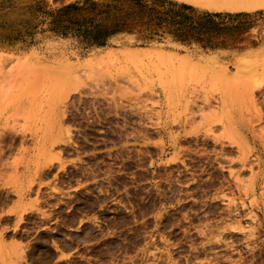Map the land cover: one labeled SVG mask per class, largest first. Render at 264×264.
Segmentation results:
<instances>
[{"label": "rangeland", "instance_id": "1", "mask_svg": "<svg viewBox=\"0 0 264 264\" xmlns=\"http://www.w3.org/2000/svg\"><path fill=\"white\" fill-rule=\"evenodd\" d=\"M0 264H264V8L0 0Z\"/></svg>", "mask_w": 264, "mask_h": 264}, {"label": "bare ground", "instance_id": "2", "mask_svg": "<svg viewBox=\"0 0 264 264\" xmlns=\"http://www.w3.org/2000/svg\"><path fill=\"white\" fill-rule=\"evenodd\" d=\"M183 1L195 6H200L217 11H234V12L255 11L264 8V0H183ZM215 111L213 110V112Z\"/></svg>", "mask_w": 264, "mask_h": 264}]
</instances>
